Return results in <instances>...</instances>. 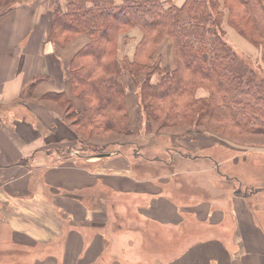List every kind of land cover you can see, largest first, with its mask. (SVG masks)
<instances>
[{
  "label": "crops",
  "instance_id": "1",
  "mask_svg": "<svg viewBox=\"0 0 264 264\" xmlns=\"http://www.w3.org/2000/svg\"><path fill=\"white\" fill-rule=\"evenodd\" d=\"M52 20L50 0H9L0 6V264H12L18 245L19 251L27 253L25 261L21 256L24 264H264V214L258 216L244 202L233 205L231 193L212 184L226 174L216 172L215 161L222 160L211 155H179L178 163L171 165L173 184L165 191L160 185L165 174L140 170L138 188L149 196L150 203L149 212H141L159 217L160 223L176 225L179 233L161 242L156 234L141 230L150 237L137 242L135 233L119 227V220L131 216L114 210L117 200L112 190L126 185L122 192L130 193L137 190L134 184L138 181L125 170L119 175L109 173L102 166L105 156L78 143L76 135L57 133L56 122H64L49 119L59 116L51 103L62 105L60 99L50 97L53 94L66 95L82 109V101L71 93L69 64L89 39L82 33L61 45L50 38ZM142 35L134 28L125 38L121 36L120 41L126 39L127 47L131 46L125 53L119 51V56L133 58ZM164 43L169 46L171 40L165 38L155 58H162L165 69ZM123 81L130 85L132 76L125 72ZM128 90L131 117L130 97L134 94ZM25 109L31 112L29 116ZM129 139L126 146L139 154L143 143ZM119 142L123 140L97 144L105 152L108 143ZM143 156L153 161L152 168L163 171L165 166L159 161L164 159ZM156 179L160 184L151 186ZM200 183L210 189L211 196L198 198L191 189L183 190ZM214 197L217 199L212 200ZM230 206L234 216L230 240L191 230L180 213L197 210L196 214L188 212L193 220L211 218L220 230L228 231L223 221ZM34 248L38 249L35 255Z\"/></svg>",
  "mask_w": 264,
  "mask_h": 264
},
{
  "label": "trees",
  "instance_id": "2",
  "mask_svg": "<svg viewBox=\"0 0 264 264\" xmlns=\"http://www.w3.org/2000/svg\"><path fill=\"white\" fill-rule=\"evenodd\" d=\"M8 2L0 0L1 8ZM50 3L52 40L66 45L82 33L89 36L69 64L71 91L82 109L64 94L50 95L68 104L83 129V146L101 150L92 138L112 135L109 140L115 141L132 133L125 72L132 76L148 119L160 121V127L217 122L238 132L264 134V77L229 44L224 27L228 23L259 47L264 58V0ZM134 28L143 33L134 56L120 57V38ZM167 37L176 57L170 70L163 68L160 56L155 58ZM201 89L207 93L199 95Z\"/></svg>",
  "mask_w": 264,
  "mask_h": 264
},
{
  "label": "rangeland",
  "instance_id": "3",
  "mask_svg": "<svg viewBox=\"0 0 264 264\" xmlns=\"http://www.w3.org/2000/svg\"><path fill=\"white\" fill-rule=\"evenodd\" d=\"M183 2L184 0H174L175 4H182ZM224 27L226 30L225 37L229 44L233 46L235 51L256 70L259 77H264V58L262 57L261 49L239 35L234 29H232V27L228 25V23H225ZM170 40L171 43L169 46L164 43L167 61V64L164 66L165 70H169L171 67L176 66L174 46L171 38ZM128 42L129 41L126 39H122L120 41V53H125L127 48L131 46L129 45V47H127ZM132 83L130 81V85L128 83L129 87L127 86L130 88L131 93L137 96L135 97L133 95L130 97L132 98V104L129 106V112L132 118V133L126 137L116 136L118 140H123V142H119V145L112 143L107 144L106 152L112 154L104 157L102 166L104 168H108L109 173L119 175L121 172L120 170H125L126 174H130L135 181H138L140 170L149 168L153 174H165L163 183L160 184V181H157V179L153 180L151 184L149 183L151 186H155L158 183L165 191L173 184L172 179H174V177L171 173V165L172 163H178L177 158L179 155H187L186 152H189L190 156L211 155L213 158L215 157L219 160H222V163L218 162L217 160L215 161L217 166V169H215L216 172L218 170L219 173L222 172L223 174H226L221 176L218 182L213 181L212 184L215 187L226 190L228 193L230 192V200L232 201V196L235 198L233 205L244 202L258 216L260 214H264V134L238 132V129L236 130L234 127L225 128L224 126H220V124L217 122H207L201 125H197L194 122H187L160 127V121L151 118L148 119L146 110L140 101L135 84ZM125 84L127 85V83ZM71 93L74 97H77L72 91ZM206 93L207 92H205L203 89L198 91L199 95H204ZM43 102L50 103L49 100H45ZM51 105V107L56 110L59 116L54 115L49 119H52L53 121L59 120V122H64V124L67 126L66 127L64 124L59 125L56 122L57 133H61L62 135L70 134L71 136L76 135L80 138L78 143H81V138L83 137L84 132L83 129L79 127L75 116L73 114H69L71 109H67L68 104L62 102L61 105L55 102L53 104L51 103ZM26 114L29 116L31 112L27 110ZM111 137L112 135L104 137L97 136L91 140L102 144L103 141H107ZM130 137L139 139V145L143 143V145L138 149L139 154L135 155L136 150L134 152L132 151L131 146H126L127 141L131 140H127ZM69 143H72V141H69ZM59 146L65 145L61 144ZM69 146V144H66V148H69ZM117 150L119 152L114 153ZM143 155L147 156L148 158H161L169 163L156 160L159 161V163H163L165 167L163 168V171L160 169H154L151 167L153 164L151 162L153 161L148 160ZM227 177L229 178L227 179ZM116 186L117 185L115 183L114 187ZM125 186L126 185L119 186L118 190H112V193L117 200V202L114 204V210L117 213L119 212L121 215H126L128 212V214L131 216L123 217L121 220H119V227L123 228V230H129L131 233H135L137 242H140L143 238L144 240H148V237H150L152 234H156L159 236L158 239L161 242H165L173 234L179 233V228L176 225H173L172 223H160L162 221L159 219V217L154 218L152 213L145 214L141 212V209L148 210L149 212L150 203L149 196L139 190V181L135 182L134 188L140 192V195H137L139 193L137 190H131L130 193L127 192L126 194L123 193L122 191L127 190ZM187 189H191L192 191L196 192L195 197L198 198H206L211 196L210 189L206 188L201 183L199 187L193 188L191 186V188H187V186H185L183 190L185 191ZM241 194L245 197L241 198ZM214 199L217 198L214 197L212 200ZM194 211L199 213L197 210H190L188 212L196 214ZM188 212L180 211L181 215L183 214L182 216L185 219L187 218V225L191 226V230H204L207 231V235L217 234L224 238H229V240L231 239V230L234 228V216L231 213V206L226 210V218L223 221V225H225L223 228H226L228 231L220 230L219 227H217L218 223H215L211 218L203 219L202 217H197L196 220H193ZM141 230L143 232L145 231L146 233H150V236L144 235L142 232H140ZM162 235H164V237ZM118 236L120 237V235ZM160 241H157V243ZM190 242H192L191 238L189 243ZM112 246L116 247L117 244H113ZM17 251L18 254L12 260V264L18 262L19 264H24L21 256L24 255L23 258L25 261L27 253L23 252V250L19 251V245ZM36 252H38V249L36 248L35 250L34 248V255ZM33 253L31 254V262H33Z\"/></svg>",
  "mask_w": 264,
  "mask_h": 264
},
{
  "label": "water",
  "instance_id": "4",
  "mask_svg": "<svg viewBox=\"0 0 264 264\" xmlns=\"http://www.w3.org/2000/svg\"><path fill=\"white\" fill-rule=\"evenodd\" d=\"M98 155L99 156H108V155H110V153H99Z\"/></svg>",
  "mask_w": 264,
  "mask_h": 264
}]
</instances>
